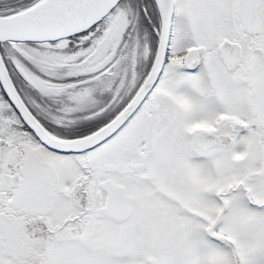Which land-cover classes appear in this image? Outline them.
I'll list each match as a JSON object with an SVG mask.
<instances>
[{"label": "snow or ice", "instance_id": "6c2138e0", "mask_svg": "<svg viewBox=\"0 0 264 264\" xmlns=\"http://www.w3.org/2000/svg\"><path fill=\"white\" fill-rule=\"evenodd\" d=\"M0 264H264V0H0Z\"/></svg>", "mask_w": 264, "mask_h": 264}]
</instances>
